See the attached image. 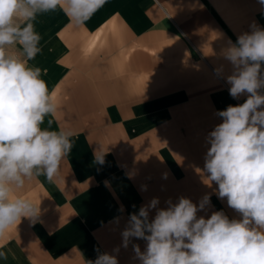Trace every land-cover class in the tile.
Segmentation results:
<instances>
[{"label": "crops", "instance_id": "obj_1", "mask_svg": "<svg viewBox=\"0 0 264 264\" xmlns=\"http://www.w3.org/2000/svg\"><path fill=\"white\" fill-rule=\"evenodd\" d=\"M253 22L264 29L258 0H107L84 24L59 6L38 13L42 51L28 64L42 70L57 109L42 127L52 118V130L73 132V149L54 182L34 176L14 190L40 213L0 237V264H88L99 253L140 264L133 245L147 242L130 238L125 248L121 234L153 198L166 209L169 199L198 205L209 195L198 217L240 219L203 169L206 138L223 122L216 113L246 99L229 95L224 49Z\"/></svg>", "mask_w": 264, "mask_h": 264}, {"label": "clouds", "instance_id": "obj_2", "mask_svg": "<svg viewBox=\"0 0 264 264\" xmlns=\"http://www.w3.org/2000/svg\"><path fill=\"white\" fill-rule=\"evenodd\" d=\"M258 2L264 8V0ZM106 3L0 0V237L22 217L34 220L40 213L39 206L14 196V190L22 189L34 176L54 182L73 149V132L52 130V118L42 127L57 109L42 70L28 64L42 51V37L33 22L38 13L59 6L71 20L84 24ZM250 28L235 43L229 40L223 52L232 66V74L226 77L229 95L246 99L216 113L223 122L206 138L210 147L203 169L208 185L215 182L218 198H226L240 219H230L223 211L198 217L210 204L209 195L198 205L183 196L177 203L169 199L166 209H158L159 199L153 198L130 215L121 234L125 248L130 238L147 242L144 251L133 245L140 264H264V29L255 22ZM9 45H19L26 59L8 55ZM215 71L219 75L223 69ZM95 162L102 164L103 156L95 154ZM151 209L157 211L150 221ZM113 251L118 253L119 248ZM0 259L7 260L3 250ZM88 264H118V259L99 253Z\"/></svg>", "mask_w": 264, "mask_h": 264}, {"label": "rangeland", "instance_id": "obj_3", "mask_svg": "<svg viewBox=\"0 0 264 264\" xmlns=\"http://www.w3.org/2000/svg\"><path fill=\"white\" fill-rule=\"evenodd\" d=\"M5 50H6V53H7L8 55L19 58V57L17 56L16 52H15L14 49H13V45L6 46V49H5Z\"/></svg>", "mask_w": 264, "mask_h": 264}]
</instances>
